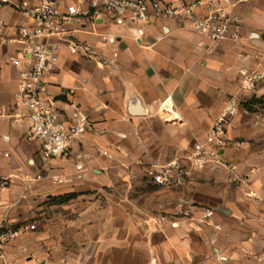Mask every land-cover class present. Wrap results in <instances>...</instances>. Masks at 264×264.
Segmentation results:
<instances>
[{"label":"crops","instance_id":"0c3cea01","mask_svg":"<svg viewBox=\"0 0 264 264\" xmlns=\"http://www.w3.org/2000/svg\"><path fill=\"white\" fill-rule=\"evenodd\" d=\"M22 1L42 0L0 7V179L9 182L0 228L25 231L6 245V264H264V79L247 89L242 75L264 74V4L233 7L240 39L218 45L181 17L153 19L140 40L107 20L74 26L97 56L64 46L44 94L85 131L64 158L44 161L26 141L30 120L16 118L19 70L9 60L21 58L14 40L31 25L12 8ZM251 99L263 104L247 111ZM229 108L225 165L192 166L186 155ZM174 161L189 175L155 185L147 171ZM193 214L201 222L185 223Z\"/></svg>","mask_w":264,"mask_h":264},{"label":"built area","instance_id":"2783aa9c","mask_svg":"<svg viewBox=\"0 0 264 264\" xmlns=\"http://www.w3.org/2000/svg\"><path fill=\"white\" fill-rule=\"evenodd\" d=\"M248 0H77L71 7L62 8L55 0H42L37 6L22 1L13 6L31 20V25L21 27L14 40L20 45L19 57L9 63L19 70L16 93V118H28L30 128L26 141L40 145L44 161L62 159L70 150L75 138L84 133L80 120L70 122L57 109L55 100L44 94L45 78L55 72L60 63V53L67 46L72 56L96 58L92 48L75 37L73 27L80 23L110 21L135 29L138 40L145 36V29L153 19L181 17L191 23L192 30L204 40L218 45L228 39H240L239 28L231 20L232 8ZM9 0H0V7ZM161 38L158 37V40ZM103 40H108L103 36ZM245 88L254 89L264 79L262 73H243ZM236 109L229 108L212 123L204 141L186 155L196 168L225 165L222 153L227 147L226 129ZM231 172L237 171L231 166ZM255 172L235 180L246 182ZM147 174L162 186L180 183L189 172L178 161L155 164ZM37 179H41L37 176ZM57 181V180H56ZM9 182L0 179V189ZM25 231L7 224L0 228V264L5 262V247Z\"/></svg>","mask_w":264,"mask_h":264},{"label":"rangeland","instance_id":"374dc122","mask_svg":"<svg viewBox=\"0 0 264 264\" xmlns=\"http://www.w3.org/2000/svg\"><path fill=\"white\" fill-rule=\"evenodd\" d=\"M261 3V4H264V1L263 0H248L247 2H244V3H241L242 5H248V4H252V3ZM238 5H240V4H237V5H235L234 7H236V6H238ZM155 185H157V186H162V185H158V184H155ZM133 196H135V197H137V196H139V195H129V197H133ZM208 214V213H207ZM180 217V215H173L172 216V218L174 219V218H179ZM187 219H185V220H187V221H184L185 223H187L188 224V222H190V223H196V222H201L200 221V218L199 219H197L198 218V215H195V214H193V215H190V216H185ZM165 219L164 218H162L161 219V221H164Z\"/></svg>","mask_w":264,"mask_h":264},{"label":"trees","instance_id":"16d2710c","mask_svg":"<svg viewBox=\"0 0 264 264\" xmlns=\"http://www.w3.org/2000/svg\"><path fill=\"white\" fill-rule=\"evenodd\" d=\"M255 104H263V100H256V99H251L245 103H243V107L247 110V111H252V107L251 105H255ZM74 196H69V197H65L63 199H61V203L62 202H66V201H69L71 199H73Z\"/></svg>","mask_w":264,"mask_h":264},{"label":"bare ground","instance_id":"6f19581e","mask_svg":"<svg viewBox=\"0 0 264 264\" xmlns=\"http://www.w3.org/2000/svg\"><path fill=\"white\" fill-rule=\"evenodd\" d=\"M172 116H174V117H177V116H175L174 114H171Z\"/></svg>","mask_w":264,"mask_h":264},{"label":"water","instance_id":"95a60500","mask_svg":"<svg viewBox=\"0 0 264 264\" xmlns=\"http://www.w3.org/2000/svg\"><path fill=\"white\" fill-rule=\"evenodd\" d=\"M137 112L139 111V110H136Z\"/></svg>","mask_w":264,"mask_h":264}]
</instances>
